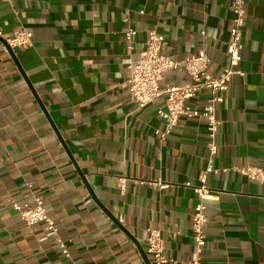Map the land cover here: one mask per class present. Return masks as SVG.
<instances>
[{"label": "crops", "instance_id": "obj_1", "mask_svg": "<svg viewBox=\"0 0 264 264\" xmlns=\"http://www.w3.org/2000/svg\"><path fill=\"white\" fill-rule=\"evenodd\" d=\"M233 3L0 0V264H147L151 228L162 231L167 264H190L207 121L183 118L163 140L164 101L139 108L129 65L157 30L166 54L184 60L205 49L219 73L228 64ZM246 10L242 61L218 108L221 171L208 175L202 264H264V183L222 171L264 168V1L247 0ZM22 28L32 40L12 48L8 39ZM128 28L137 30L132 50ZM190 80L185 69H169L162 86ZM208 95L189 103L202 107ZM158 180L167 187L151 183ZM37 192L69 257L44 223L29 228L12 205L34 204Z\"/></svg>", "mask_w": 264, "mask_h": 264}, {"label": "built area", "instance_id": "obj_2", "mask_svg": "<svg viewBox=\"0 0 264 264\" xmlns=\"http://www.w3.org/2000/svg\"><path fill=\"white\" fill-rule=\"evenodd\" d=\"M264 1V0H262ZM247 0H234L232 27L230 29V39L227 42L228 64L219 72L210 70L212 58L210 54L201 49L196 54L187 56L184 60H176L163 51L166 37L157 30H150L147 40V47L142 58L129 65V92L138 104L139 108H144L149 104L163 99L164 105L158 109V114L164 122L161 138L166 140L179 125L183 118H201L207 121L208 147L210 155L205 173L200 178V184L194 186L198 202L193 216V238L194 254L190 264H202L204 249L207 244L206 228L209 222L208 199L212 193V188L208 183V175L212 172L221 171L215 166V158L219 151L217 137L220 133L224 121L218 116V108L225 101V92L230 88L236 66L242 61V38L243 28L246 23ZM137 34L134 28H128L126 38L129 42L128 48H134L133 38ZM33 34L27 29H18L13 36L8 39V44L12 47H22L28 45ZM185 69L191 76L189 82L183 84H173L167 87L162 86L165 71L169 69ZM244 75V72H240ZM208 92V98L202 107L191 105L192 99L198 98L202 93ZM234 169L251 179H256L264 183V168L257 165L246 167L223 168L226 172ZM128 178H119L120 188L124 191ZM161 188L167 187L162 180L151 182ZM190 186V183H187ZM32 187V185H29ZM34 204L28 202H13V207L19 211L21 219L29 227L44 223L56 237L57 244L61 247L65 256H70L66 243L59 236V226L46 208L45 195L41 192L34 194ZM147 254L156 264H167L171 259L166 254L163 242L162 231L157 228L148 230Z\"/></svg>", "mask_w": 264, "mask_h": 264}, {"label": "water", "instance_id": "obj_3", "mask_svg": "<svg viewBox=\"0 0 264 264\" xmlns=\"http://www.w3.org/2000/svg\"><path fill=\"white\" fill-rule=\"evenodd\" d=\"M142 254L144 255V258H145L147 264H152L151 261L149 260L148 256H147V254L145 253V251L142 250Z\"/></svg>", "mask_w": 264, "mask_h": 264}]
</instances>
